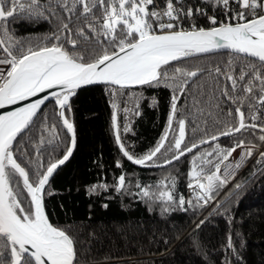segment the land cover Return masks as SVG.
Segmentation results:
<instances>
[{
	"label": "snow or ice",
	"instance_id": "6c2138e0",
	"mask_svg": "<svg viewBox=\"0 0 264 264\" xmlns=\"http://www.w3.org/2000/svg\"><path fill=\"white\" fill-rule=\"evenodd\" d=\"M202 2L213 11L221 9L224 19L208 15L209 9L204 7L185 6L184 0H0V65L7 69L0 68V109L40 97L0 114V264H79L74 238L50 222L44 197L52 194L46 191L50 178L76 148L71 100L84 86H109L116 144L136 165L162 166L155 163L159 156L164 157L163 165H169L201 145H214L210 151L194 154L191 161L188 188L199 190L195 205L183 195L178 200L174 197L175 181L171 178L161 180L157 192L137 184L138 194L148 199L176 203L181 209L186 203L203 207L228 183L230 169L240 168L258 150L251 139L237 138L230 147H222L220 138L249 133L264 145V0ZM32 18L57 21L56 32L45 37L52 43L32 46L29 41L26 45L10 31L12 22ZM199 18L210 26H199ZM220 50L228 54L223 67L189 69L173 63ZM205 73L211 83L206 100L204 84L198 80ZM135 86L172 90L166 129L142 156L127 150L118 123L116 98ZM187 95L192 106L181 114L178 103ZM143 98L142 93L129 96L137 114ZM49 99L55 103L54 115L67 134V144L62 157L50 156L45 164L40 146L47 142L54 145L53 151L60 146L58 125L49 127L48 116L41 113V106ZM156 104L153 97L151 106ZM38 113L43 116L42 131L49 138L45 141L41 136L34 145L37 155L28 161L30 172L17 153L27 155L26 150L21 151L24 133L31 129ZM189 123L193 133L202 135L198 143L186 146ZM209 127L216 130L214 134H208ZM130 130L125 124L123 131ZM237 149L241 150L240 160L234 165L226 163ZM259 157L264 160V151H259ZM117 167H121L119 161ZM169 181L172 190L168 189ZM125 185L126 177L120 175L116 191L124 190ZM98 187L106 190L107 186ZM227 246L235 251L231 236Z\"/></svg>",
	"mask_w": 264,
	"mask_h": 264
},
{
	"label": "trees",
	"instance_id": "16d2710c",
	"mask_svg": "<svg viewBox=\"0 0 264 264\" xmlns=\"http://www.w3.org/2000/svg\"><path fill=\"white\" fill-rule=\"evenodd\" d=\"M184 3L193 8L209 9L208 13L221 11L211 10L210 5L199 0H184ZM197 23L206 28L209 26L204 18ZM57 28L55 19L51 22L18 19L9 25L17 38L26 45L30 41L32 46L52 43L45 37H50ZM227 59V53H214L174 64L189 69L223 67ZM198 80L204 84L203 99L206 100L211 91L207 73ZM123 91L125 94L116 98L121 140L130 153L142 156L156 145L166 129L172 90L162 86H139ZM141 93L144 98L139 102L137 114L129 96ZM153 97L157 101L155 107L151 106ZM112 101L109 86L77 91L71 100L77 145L68 162L53 174L46 186V191L52 194L44 197L45 212L54 226L74 238L79 264H264V160H260L257 153L264 151V145L249 133L220 139L218 143L222 147H230L237 138L251 139L258 145V150L235 171L229 185L220 187L213 194L215 198L210 203L203 207H190L186 203L184 210L176 203L166 204L139 195L137 184L151 186V191L157 192L161 180L174 179V190L171 182L168 183L174 197L178 200L183 195L186 201L192 200L195 205L196 197L186 193L191 161L194 154L210 151L214 145L194 149L193 153L169 165H163L164 157L159 156L155 163L162 166L136 167L116 144L111 121ZM191 106L190 95L181 97L178 103L181 114ZM124 108L130 111L125 113ZM54 109V103L41 108V113L48 116L49 127L54 123L58 125ZM42 121L43 116L38 113L31 129L24 133L21 151L26 150L27 155L17 153L22 165L29 167L30 172L28 161H34L37 155L34 145L39 144L41 136L45 141L49 138L48 133L42 131ZM125 124L130 126L129 132L123 131ZM192 127L189 123L186 129V146L198 143L202 135L193 133ZM215 131L209 127L208 134ZM57 133L60 146L55 151L54 145L47 142L40 146L39 154L45 164L50 156L58 159L64 154L67 135L59 125ZM171 155L168 153L169 157ZM117 161L121 167H117ZM120 175L126 177V185L118 192L115 186ZM99 185H106V190ZM94 186H97L96 190L92 191ZM164 208L168 211H163ZM230 236L235 251L227 246Z\"/></svg>",
	"mask_w": 264,
	"mask_h": 264
},
{
	"label": "water",
	"instance_id": "95a60500",
	"mask_svg": "<svg viewBox=\"0 0 264 264\" xmlns=\"http://www.w3.org/2000/svg\"><path fill=\"white\" fill-rule=\"evenodd\" d=\"M215 53H227V50H220V51H218V52H215ZM209 54H214V53H209ZM202 55H208V54H202ZM202 55H199V56H202ZM173 63H175V62H173ZM92 86H107V85H103V84H95V85H89V86H84V87H82L81 89H84V88H87V87H92ZM135 87H139V86H135ZM135 87H132V88H135ZM81 89H79V90H81ZM78 90V91H79ZM41 96H43V95H46V93H42V94H40ZM38 98H40L39 96L38 97H33V98H30L29 100H27V101H22V102H20V103H18V104H16V105H9V106H6L5 108H2V109H0V114H3V113H5V112H7V111H12V110H15L16 108H19V107H23V106H25L26 104H28V103H31V102H33L35 99H38ZM47 103H54V101L53 100H51V99H49V100H47L46 102H45V104H47ZM55 104V103H54ZM44 106V105H43ZM43 106H41V108L43 107ZM58 119V118H57ZM63 130V129H62ZM64 131V130H63ZM65 132V131H64ZM65 134H66V132H65ZM67 135V134H66ZM223 138H227V137H221L220 139H223ZM205 145H208V144H204V145H201L200 147H203V146H205ZM199 147V148H200ZM71 158V157H70ZM69 158V159H70ZM68 161H66L65 162V164L67 163ZM132 165H134V166H136V167H140V165H136V164H134V163H132L131 161H129ZM64 164V165H65ZM63 166V165H62ZM62 166H60L59 168H61ZM58 168V169H59ZM57 169V170H58ZM56 170V171H57Z\"/></svg>",
	"mask_w": 264,
	"mask_h": 264
},
{
	"label": "rangeland",
	"instance_id": "374dc122",
	"mask_svg": "<svg viewBox=\"0 0 264 264\" xmlns=\"http://www.w3.org/2000/svg\"><path fill=\"white\" fill-rule=\"evenodd\" d=\"M0 68H3L5 71L7 70L6 67L3 66V65H0ZM239 152H240V151H236V152L234 153V158H236V160H234V161H235L234 163L237 162V159H238V158H239L238 161L240 160L241 154H240ZM239 155H240V156H239ZM231 162H232V159H231V157H230V160L228 161V163H231ZM236 170H237V169H230V171L232 172V176L229 177V180H228L227 185L230 184V181H231V179H232V177H233V174L235 173ZM197 191H199V190H197ZM197 191H193V190L189 189L188 186H187V188H186V193H187V195H189L190 197H193V198L196 197V195H197ZM201 202L203 203V201H201ZM209 203H210V202H209Z\"/></svg>",
	"mask_w": 264,
	"mask_h": 264
},
{
	"label": "built area",
	"instance_id": "2783aa9c",
	"mask_svg": "<svg viewBox=\"0 0 264 264\" xmlns=\"http://www.w3.org/2000/svg\"><path fill=\"white\" fill-rule=\"evenodd\" d=\"M199 1L202 2V0H199ZM232 7H233V8H236V5L233 4ZM220 12H221V11H220ZM220 12L217 13V14H216V13H208V15H217L219 19H224V17L220 15ZM199 19H201V18H199ZM199 19H198V20H199ZM205 20H206V19H205ZM206 22H207V24L209 25V23H208L207 20H206ZM209 26H210V25H209ZM209 26H208V27H209ZM259 151H261V150H258V152H257L258 154H259Z\"/></svg>",
	"mask_w": 264,
	"mask_h": 264
},
{
	"label": "crops",
	"instance_id": "0c3cea01",
	"mask_svg": "<svg viewBox=\"0 0 264 264\" xmlns=\"http://www.w3.org/2000/svg\"><path fill=\"white\" fill-rule=\"evenodd\" d=\"M236 151H240L239 153L241 154V150L240 149H237ZM235 153V152H234ZM234 153L232 154V157H231V159H232V164L234 165L235 163V161L234 160H236V158H234ZM240 156V155H239ZM239 159V158H238ZM238 159H237V161H238Z\"/></svg>",
	"mask_w": 264,
	"mask_h": 264
}]
</instances>
